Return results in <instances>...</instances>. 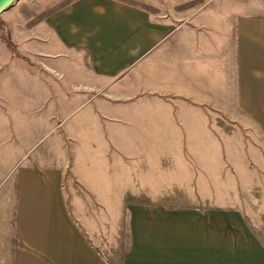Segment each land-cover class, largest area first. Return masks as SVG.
I'll use <instances>...</instances> for the list:
<instances>
[{"label":"crops","instance_id":"1","mask_svg":"<svg viewBox=\"0 0 264 264\" xmlns=\"http://www.w3.org/2000/svg\"><path fill=\"white\" fill-rule=\"evenodd\" d=\"M187 1L2 18L0 264H264V0Z\"/></svg>","mask_w":264,"mask_h":264},{"label":"rangeland","instance_id":"2","mask_svg":"<svg viewBox=\"0 0 264 264\" xmlns=\"http://www.w3.org/2000/svg\"><path fill=\"white\" fill-rule=\"evenodd\" d=\"M56 1H58V0H17L16 2H14L12 5H10L8 8H6L4 11H2L0 13V21H2V18L7 17V15H10L12 12L17 13V14L21 12L22 14H25L24 16H26L28 14H33L34 12H35L34 14H37L38 12H41L46 7H48L50 4H52ZM125 1L133 2V3L138 4V5H142V6L146 7L151 12H160V0H125ZM199 1L200 0H191V1H187L185 3L183 2L182 4L178 5V8H180V9L187 8L188 9V8H190V6L198 5ZM190 2H193V3L191 4ZM186 3H189V5L186 6L185 5ZM6 67L7 66L0 65V69H5ZM10 69H12V68H10ZM70 88H72V87H70ZM74 91H75L74 89H71L70 93H72ZM71 97H75V96L71 95ZM84 109L85 108L75 109L74 112L70 115V117L72 119L78 117L84 111ZM235 125H236V123H229L230 128L234 129V130L236 129ZM243 126L245 129V131H244L245 132V145H250L251 144V138L250 137H251V133H252L251 122L243 123ZM58 133H59L58 131L54 130L51 135H48L47 137L42 138L41 141L38 142V144H37L38 147L42 143H44L45 141H46L45 143H48L51 139L53 141L54 146H56L57 145L56 139H57ZM39 139H40V137L37 138V140H39ZM236 140H237V138H236ZM239 140L240 139L238 138V141ZM238 141L236 144H239ZM64 143L66 146H69L71 144V141L68 138H64ZM249 173L251 174V170L249 171Z\"/></svg>","mask_w":264,"mask_h":264},{"label":"trees","instance_id":"3","mask_svg":"<svg viewBox=\"0 0 264 264\" xmlns=\"http://www.w3.org/2000/svg\"><path fill=\"white\" fill-rule=\"evenodd\" d=\"M70 0H62L61 2H59L58 4L42 11L40 14H38L35 18L32 19L31 22H35L43 17H45L47 14L51 13L52 11L62 7L63 5H65L66 3H68ZM125 1V0H124ZM133 3V2H131ZM191 4L193 2H190ZM186 6L189 5V3H186L185 4ZM0 39H2V41L4 42V44L6 45V47L12 51V53L16 54V48H15V45L14 43L12 42L11 38H10V35H9V32L8 30L6 29L4 23L2 21H0Z\"/></svg>","mask_w":264,"mask_h":264},{"label":"water","instance_id":"4","mask_svg":"<svg viewBox=\"0 0 264 264\" xmlns=\"http://www.w3.org/2000/svg\"><path fill=\"white\" fill-rule=\"evenodd\" d=\"M16 1L17 0H0V13Z\"/></svg>","mask_w":264,"mask_h":264}]
</instances>
